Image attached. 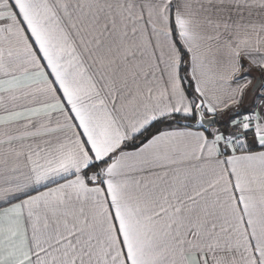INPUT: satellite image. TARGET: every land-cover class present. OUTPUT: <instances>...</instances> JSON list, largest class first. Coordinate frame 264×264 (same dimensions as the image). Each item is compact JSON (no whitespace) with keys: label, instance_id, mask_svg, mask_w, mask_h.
<instances>
[{"label":"snow or ice","instance_id":"1","mask_svg":"<svg viewBox=\"0 0 264 264\" xmlns=\"http://www.w3.org/2000/svg\"><path fill=\"white\" fill-rule=\"evenodd\" d=\"M0 264H264V0H0Z\"/></svg>","mask_w":264,"mask_h":264}]
</instances>
